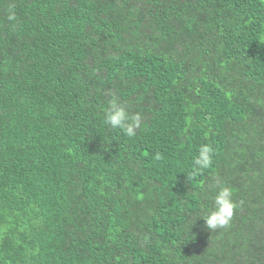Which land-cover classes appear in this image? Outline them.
Masks as SVG:
<instances>
[{"label":"trees","instance_id":"1","mask_svg":"<svg viewBox=\"0 0 264 264\" xmlns=\"http://www.w3.org/2000/svg\"><path fill=\"white\" fill-rule=\"evenodd\" d=\"M0 264H264V0H0Z\"/></svg>","mask_w":264,"mask_h":264},{"label":"clouds","instance_id":"2","mask_svg":"<svg viewBox=\"0 0 264 264\" xmlns=\"http://www.w3.org/2000/svg\"><path fill=\"white\" fill-rule=\"evenodd\" d=\"M7 19L10 23L16 20L15 12L11 8L8 9ZM104 123L113 129H120L127 137L133 138L141 127L142 116L139 113L130 115L126 105L113 97L104 112ZM213 155L214 149L210 145H200L196 155L192 158L191 164L193 170L190 175L194 178L209 169L213 163ZM156 158L160 159L159 156ZM213 187H216L218 190L212 196L211 206L205 208L198 217L203 219L204 228L208 231H216L229 227L234 216V211L237 208L233 190L230 187L221 186L218 178L215 179Z\"/></svg>","mask_w":264,"mask_h":264}]
</instances>
